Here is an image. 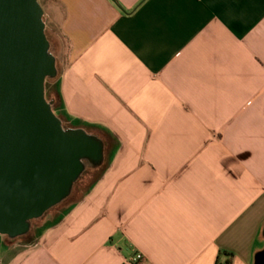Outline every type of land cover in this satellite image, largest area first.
I'll return each mask as SVG.
<instances>
[{"label":"crops","instance_id":"obj_1","mask_svg":"<svg viewBox=\"0 0 264 264\" xmlns=\"http://www.w3.org/2000/svg\"><path fill=\"white\" fill-rule=\"evenodd\" d=\"M39 3L53 111L106 166L33 243L0 235V264H264V0Z\"/></svg>","mask_w":264,"mask_h":264},{"label":"water","instance_id":"obj_2","mask_svg":"<svg viewBox=\"0 0 264 264\" xmlns=\"http://www.w3.org/2000/svg\"><path fill=\"white\" fill-rule=\"evenodd\" d=\"M39 0H0V235H27L31 222L69 197L104 144L64 126L45 99L57 75Z\"/></svg>","mask_w":264,"mask_h":264},{"label":"rangeland","instance_id":"obj_3","mask_svg":"<svg viewBox=\"0 0 264 264\" xmlns=\"http://www.w3.org/2000/svg\"><path fill=\"white\" fill-rule=\"evenodd\" d=\"M43 20L45 23V34L50 44V53L55 58L56 69H57L56 77L53 79H47L45 82V99L47 101H52L53 108H57L58 100L54 96L52 88H53V84H55L58 78V73L61 68V61H60V57L62 53L61 50H65V45L58 35V30L52 27L48 18L45 17L44 15H43ZM68 123L72 124L70 122ZM99 172L100 170L96 168L87 167L83 172V174L81 175V177L79 178V180L74 184L69 197L66 198L59 205L55 206L54 208L46 212L42 218L32 221L29 233L25 237L18 239V242L23 244L33 243L34 239L40 233V231H42V229L51 225L61 215L63 211H65L70 205H72L73 203L78 201V199L81 198V196L90 186L92 181L98 176Z\"/></svg>","mask_w":264,"mask_h":264},{"label":"trees","instance_id":"obj_4","mask_svg":"<svg viewBox=\"0 0 264 264\" xmlns=\"http://www.w3.org/2000/svg\"><path fill=\"white\" fill-rule=\"evenodd\" d=\"M58 88H59V83H58V79H57L56 82H55V84H53V88H52L53 94H54V96L56 98L59 97V90H58ZM105 166H106V164L105 163H102L98 168H96V169L100 170L98 176L92 181V183L90 184V186L87 188V190L83 193V195L81 197L85 196L93 188V186L95 185V183L98 181L100 175L103 173V171L105 169ZM72 205H74V203ZM72 205H70L65 211H63L61 213V215L53 223L58 222L62 218V216L70 209V207ZM224 264H230V261H226Z\"/></svg>","mask_w":264,"mask_h":264},{"label":"built area","instance_id":"obj_5","mask_svg":"<svg viewBox=\"0 0 264 264\" xmlns=\"http://www.w3.org/2000/svg\"><path fill=\"white\" fill-rule=\"evenodd\" d=\"M144 261L145 258L141 253H135L128 259L129 264H143Z\"/></svg>","mask_w":264,"mask_h":264}]
</instances>
